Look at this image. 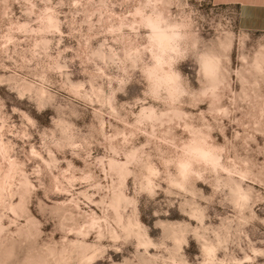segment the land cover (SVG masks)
Instances as JSON below:
<instances>
[{
	"label": "rangeland",
	"instance_id": "obj_1",
	"mask_svg": "<svg viewBox=\"0 0 264 264\" xmlns=\"http://www.w3.org/2000/svg\"><path fill=\"white\" fill-rule=\"evenodd\" d=\"M149 3L190 13L203 42L232 40L227 116L186 100L179 118L138 119L167 111L142 93L132 60L145 53ZM261 36L240 30L233 0H0V264H201V244L220 247L221 264H264ZM65 123L74 134L57 148ZM194 127L213 130L224 168L181 191L163 162ZM238 170L252 197L243 213L221 191ZM176 223L187 240L174 245L164 226Z\"/></svg>",
	"mask_w": 264,
	"mask_h": 264
},
{
	"label": "clouds",
	"instance_id": "obj_2",
	"mask_svg": "<svg viewBox=\"0 0 264 264\" xmlns=\"http://www.w3.org/2000/svg\"><path fill=\"white\" fill-rule=\"evenodd\" d=\"M139 27L143 32V56H133L135 71L139 72L142 93L152 101L164 106L167 111L156 112L147 109L138 115L145 125L179 118L176 106L186 100L197 105L207 104L218 114L227 116L228 110L222 107L225 57L232 50V40L209 44L201 40L195 30V22L190 13L173 14L168 11L166 3H149L142 7L139 14ZM245 38L247 34H244ZM259 40H264L261 36ZM191 61L190 71L195 72L197 87L191 77L181 69ZM258 71L264 73V45L256 53ZM121 86L131 83L122 80ZM59 139L53 143L57 148L71 142L75 126L70 123L57 125ZM212 129L192 128L187 139L183 140L177 154L163 162L166 182L169 187L187 191L190 184L200 178L203 170L218 175L224 168L222 145L215 143ZM241 182L221 181V191L229 196V202L240 213L248 210L252 197L243 186L242 181L248 173L237 171ZM151 198L154 189L147 190ZM168 238L175 245L187 240V232L179 223L164 226ZM221 248L216 244L200 245L201 264H221ZM229 264H235L229 261Z\"/></svg>",
	"mask_w": 264,
	"mask_h": 264
},
{
	"label": "crops",
	"instance_id": "obj_3",
	"mask_svg": "<svg viewBox=\"0 0 264 264\" xmlns=\"http://www.w3.org/2000/svg\"><path fill=\"white\" fill-rule=\"evenodd\" d=\"M233 2L237 5L240 30L264 33V0H233Z\"/></svg>",
	"mask_w": 264,
	"mask_h": 264
}]
</instances>
